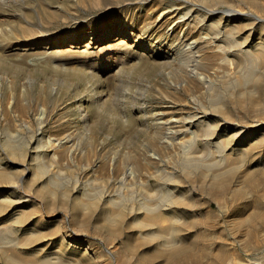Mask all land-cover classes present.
<instances>
[{
	"label": "rangeland",
	"instance_id": "1",
	"mask_svg": "<svg viewBox=\"0 0 264 264\" xmlns=\"http://www.w3.org/2000/svg\"><path fill=\"white\" fill-rule=\"evenodd\" d=\"M232 5L264 17L241 0ZM228 6L202 0H0V230L13 228L19 238L37 234L18 252L42 251L70 264H152L144 254L152 243L131 247L123 238L127 230L116 235L98 227L108 198L123 200L127 209L124 200L142 195L143 179L154 184L156 175L182 173L175 164L177 142L215 119V140L230 139L225 150L236 157L264 135V124L237 119L229 125L210 105L213 88L241 77L249 63L211 29L222 21V35L242 23L241 17L223 21L221 13H208ZM234 36L251 55L260 40L264 44V34L249 26ZM233 90L222 88L228 98ZM170 117L185 129L178 141L169 137ZM251 157L237 176L238 189L249 171L264 165L263 141ZM249 191L244 187L235 199L227 194L225 204L247 202ZM200 197L204 207L194 212L223 214ZM183 209L176 214L186 216ZM74 215L93 221L86 226ZM239 215L210 221L222 235L208 228L200 243L214 248L226 239L238 246L239 264H264V245L238 241L247 232ZM191 232L184 231L189 240Z\"/></svg>",
	"mask_w": 264,
	"mask_h": 264
},
{
	"label": "bare ground",
	"instance_id": "2",
	"mask_svg": "<svg viewBox=\"0 0 264 264\" xmlns=\"http://www.w3.org/2000/svg\"><path fill=\"white\" fill-rule=\"evenodd\" d=\"M202 1L213 4L214 2H219L229 5L224 9L216 8L208 10V13L212 14L221 13V20L227 16L242 18V23L234 24L222 35V21L212 24L211 29L214 30L217 36H221L224 40L231 42V46L235 49L233 51L235 55H240L238 57L239 60L249 62L241 77L236 78V80H227V78L223 81L224 85L222 84V88L227 89L230 87L231 89L233 87L234 89L231 92V98L226 97L222 92V88H213L209 94L210 105L216 111H219V114L229 122V125L234 123L233 120L237 119L242 123L252 124L253 126L262 125L264 124L263 40H260L261 43L257 47V54L255 52L251 55V53L249 54L243 50L244 47L240 46L242 42L234 40L236 39L234 35L236 31L249 26L250 30H259L262 36L264 34V17L256 15L251 11L235 9L232 5V0ZM241 1L245 3L246 7L254 9L257 12L264 11L262 0ZM258 57H260L258 65L260 67L256 68L254 64L257 63ZM244 61L243 63H246ZM237 88L239 89L237 90ZM84 114L86 115V113ZM216 120L204 124L198 130L192 131L191 139L182 140L183 135L179 141L176 138H178L179 134L185 132V129L179 128V120L170 117L169 120L165 121L170 125V128H173L171 131L173 134L169 137L175 138L178 141L179 145H177V148L179 150L177 153L179 157L176 158L175 164L180 165L183 172L156 175L154 184L150 183L148 179L143 182V179L141 181L142 184L139 182L143 192L142 195L139 198L131 195L128 199L124 200L125 202H129L126 206L127 209L124 206L123 200L119 201V199L109 197L104 204L103 223L98 225V227L111 234H126L123 236L124 242L131 247L133 245L139 246L140 244L152 243L148 249H145L144 253L149 258L152 256V264H239L243 258H241V252L238 250L236 244H229L224 239V241L217 243L216 247L212 248L211 244L203 245L199 241L206 237L208 228L212 230L218 229V223L210 226V221L219 220L220 215L223 219L232 214L239 215L240 213L242 217L238 218L239 226L244 225L247 232L244 234L246 238L243 240L239 235L241 239L238 241H242L243 243L244 241L251 242L257 247L264 245L262 244L264 243V170H261V168H264V165L258 166V170L247 169L246 172L251 171L241 181L243 188L238 189L234 186L241 169L246 166L247 161L253 159L251 153H254L257 144L260 141L264 142V135H257L256 141L239 148L237 157H240V160L238 161L235 154H233L235 152L226 153L225 149L229 148L227 146L231 142L230 139L215 140L219 132ZM254 133L255 131L253 130L249 134ZM172 138H167V140L169 139L170 142ZM3 173L0 170V175ZM244 187H249L250 191L252 190V193L246 196L249 197L247 198V202H235L227 206L224 197L231 193L233 199H235L237 195H241ZM240 189L243 190L241 191ZM201 195H206L209 198L208 206L212 207V203L215 202L223 214L218 216L211 209L194 212L192 208L201 209L204 207V201H202L204 198L200 197ZM82 207L84 209V205ZM171 207L172 210H169ZM183 207L186 209H183ZM179 209H183L186 216L177 215L176 211ZM74 216L79 217L78 219L86 226L90 225L93 221L87 218V216ZM20 219L21 217L17 222ZM166 221L167 223H165ZM12 229L0 230V264H70L71 260L69 259L49 253L41 254L42 251L31 253L18 252L16 250L18 246L28 244L29 240L37 237V234L33 231L29 236L19 238L13 235ZM220 229H218V232L222 235L223 230ZM186 230L192 231L190 240L184 236V231ZM57 231L55 227L45 234H53ZM139 231L142 233H139ZM138 233L142 234V241L138 237ZM156 257H158V260L154 261L153 258L156 259Z\"/></svg>",
	"mask_w": 264,
	"mask_h": 264
}]
</instances>
